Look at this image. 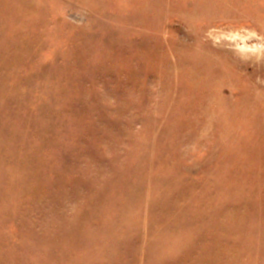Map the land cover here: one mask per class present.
<instances>
[{
  "label": "rangeland",
  "instance_id": "374dc122",
  "mask_svg": "<svg viewBox=\"0 0 264 264\" xmlns=\"http://www.w3.org/2000/svg\"><path fill=\"white\" fill-rule=\"evenodd\" d=\"M0 264H264V0H0Z\"/></svg>",
  "mask_w": 264,
  "mask_h": 264
}]
</instances>
